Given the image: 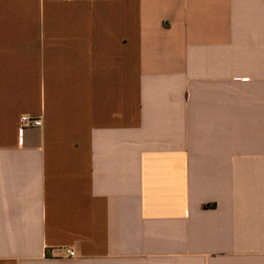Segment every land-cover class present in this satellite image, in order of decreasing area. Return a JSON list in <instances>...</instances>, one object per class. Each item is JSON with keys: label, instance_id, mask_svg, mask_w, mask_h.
I'll list each match as a JSON object with an SVG mask.
<instances>
[{"label": "crops", "instance_id": "0c3cea01", "mask_svg": "<svg viewBox=\"0 0 264 264\" xmlns=\"http://www.w3.org/2000/svg\"><path fill=\"white\" fill-rule=\"evenodd\" d=\"M0 264H264V0H0Z\"/></svg>", "mask_w": 264, "mask_h": 264}, {"label": "built area", "instance_id": "2783aa9c", "mask_svg": "<svg viewBox=\"0 0 264 264\" xmlns=\"http://www.w3.org/2000/svg\"><path fill=\"white\" fill-rule=\"evenodd\" d=\"M41 126V120L38 118H33L32 116H29L27 114H24L20 118V127L18 128V137L20 143L22 142V134L23 130L25 128L29 127H40ZM65 255L68 258L74 257L75 253L72 250H66Z\"/></svg>", "mask_w": 264, "mask_h": 264}]
</instances>
